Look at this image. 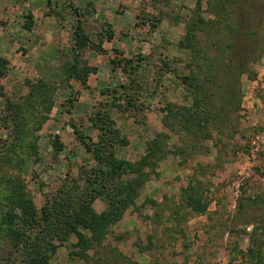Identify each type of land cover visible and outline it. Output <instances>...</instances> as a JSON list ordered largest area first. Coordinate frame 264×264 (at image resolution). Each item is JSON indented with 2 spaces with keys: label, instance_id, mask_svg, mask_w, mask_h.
Instances as JSON below:
<instances>
[{
  "label": "rangeland",
  "instance_id": "rangeland-1",
  "mask_svg": "<svg viewBox=\"0 0 264 264\" xmlns=\"http://www.w3.org/2000/svg\"><path fill=\"white\" fill-rule=\"evenodd\" d=\"M9 177L40 214L89 186L102 214L136 188L109 232L79 227L85 248L49 236V264H264V0H0V211ZM29 246L0 233V264Z\"/></svg>",
  "mask_w": 264,
  "mask_h": 264
},
{
  "label": "trees",
  "instance_id": "trees-1",
  "mask_svg": "<svg viewBox=\"0 0 264 264\" xmlns=\"http://www.w3.org/2000/svg\"><path fill=\"white\" fill-rule=\"evenodd\" d=\"M75 36V42L78 48H84L88 45L89 36L84 32L83 23L81 21L78 22ZM95 48L101 49L98 45H96ZM67 71L70 78L78 79L85 84L91 68L83 67L81 70L78 61L72 64ZM114 92H117V89H114ZM126 98L127 103L133 105L130 98ZM185 119L190 121L189 118H184V120ZM190 123L191 126L189 129H194V131L197 130V132L203 131L200 124L197 125L194 121H190ZM73 129L80 137L81 142L86 147L90 148L91 144L88 142L90 139L85 137L77 126L74 125ZM35 148L36 143H33L31 146V152H33V154L36 153ZM3 157L6 158V154L3 153ZM110 157V161L107 163L110 167V169L107 170V176H113L115 179L121 178V175H123L122 173L127 171L124 169L122 170V166L126 165L113 156V154H111ZM119 169L123 172L121 173ZM139 169L138 173H142ZM4 185L7 188L2 196V205L5 209L0 211V233L4 236H11L16 242L23 241L27 238V243L30 244V248L27 247L26 252L28 255L30 254L31 257L28 258L25 254V258H27L26 264H49L50 251L53 252L54 248L52 243L50 241L48 242L47 238L55 234L61 237L59 229L64 231V234L76 233L81 240L80 246L85 248L87 237L79 232V227L84 226L88 228L94 238L104 235L106 232H109L110 225L122 215L121 209L132 204L134 195H131V193H136V188L133 186L132 181L122 180L121 186H115L113 193L109 194L111 196L107 212L97 214L93 208V202L96 197L90 192L89 186L77 193H72L71 191L65 192L67 195H64L66 198L64 201H56L52 208H50V205L43 207L40 214L33 199L29 196L27 184H25V181L22 180L21 177H9ZM187 203L188 206L199 213L207 209L201 196L189 195ZM17 211H19L20 214L17 213ZM254 222L258 224L259 227L263 228L264 231L263 218ZM36 225L43 226V230L38 231L41 227ZM246 227L247 223L242 226V230ZM38 239L40 240L36 243L37 245H33V242ZM129 264L138 263L130 262Z\"/></svg>",
  "mask_w": 264,
  "mask_h": 264
}]
</instances>
